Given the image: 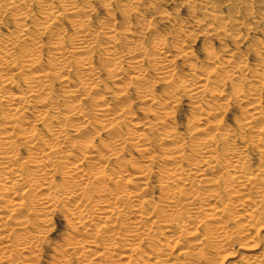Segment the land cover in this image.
I'll use <instances>...</instances> for the list:
<instances>
[{"label": "bare ground", "instance_id": "6f19581e", "mask_svg": "<svg viewBox=\"0 0 264 264\" xmlns=\"http://www.w3.org/2000/svg\"><path fill=\"white\" fill-rule=\"evenodd\" d=\"M158 1L0 0V264H264V42L200 67L197 29L246 36L217 6L161 34Z\"/></svg>", "mask_w": 264, "mask_h": 264}, {"label": "rangeland", "instance_id": "374dc122", "mask_svg": "<svg viewBox=\"0 0 264 264\" xmlns=\"http://www.w3.org/2000/svg\"><path fill=\"white\" fill-rule=\"evenodd\" d=\"M186 0H159L158 2H157V8H159V9H157L156 8V13L155 12H153V11H151L150 13H149V16H151V18H152V20H153V23H154V26L157 28V30L162 34H164L165 33V31L167 32V33H165L164 35H166V34H168V36H171V31H172V27H171V24L170 23H166L165 21H163L161 18H162V14H164L163 12L165 11V13H169L170 12V14H173L174 16H172V17H174L175 19L176 18H179V19H176V20H178V21H180L181 19L182 20H184V21H182V22H186V21H189V22H186V24L188 23L189 24V26H191V23H192V20H194L193 18H196V17H201V16H203V12L206 10L207 12H210L211 10H215V6H217L216 7V12L218 13V14H220L221 15V13H223L222 15L224 16V15H226V16H224V18H225V20H227L228 22H232L231 23V26H229V27H231V28H234V29H232L231 31H232V33H233V35H234V32L235 33H240L241 35H243L244 37L246 36V38H245V40L243 41V42H241V43H237L238 41H235L232 37H220L219 36V34H217V35H215L216 33H210V34H205L204 35V33L202 34L201 32V30H199V29H197L196 31H197V38H196V40H194V41H192V42H189L188 44H190V46L192 47V50H193V52H194V60L193 61H195L198 65H200V67H203V66H207L208 64L206 63V59H204V57L206 58L207 57V54H206V47L208 46V47H210L211 49L213 48L214 49V51L215 52H217L218 53V51H219V54H221V52L222 51H224V52H222V54L224 53V57L227 55V53H229L231 50H235V51H238L239 52V54H238V56L240 57V58H242V59H245V60H247L248 62H249V64L251 65V66H254L255 64H256V62L257 61H255V60H257V58H256V55H255V53H253V52H250L249 50L251 49L250 47H252V45H254L255 44V46H253V48L255 47L256 48V45H260L259 43H261V42H264V0H262V2L261 1H257V0H238V2H237V0L235 1V0H233V1H235L237 4H235V2H233L232 0H213V2L214 3H216V4H214L213 6H211L210 8H208V9H206V8H201L202 6H201V4H200V0H192L193 2L195 1L196 2V6L198 7V9H196V11H194V9H190V7H189V5H188V3H187V1L185 2ZM200 1V2H199ZM216 1V2H215ZM226 1H229V3L228 2H226ZM232 1V2H231ZM243 2L244 4L242 5L241 4V2ZM244 1H246V4H248V3H250L251 4V7H249L250 6V4L249 5H247L246 6V4H245V2ZM247 1H249V2H247ZM254 2V3H253ZM261 2V3H260ZM187 3V4H186ZM220 3V4H219ZM224 3V4H223ZM228 3V4H227ZM231 3H234V5L233 4H231ZM252 3H253V5H252ZM222 4V5H221ZM230 4H231V6H230ZM96 16H95V19H99V18H103V17H106V10H105V8H103V7H101L97 2H96ZM228 5H229V7H228ZM235 5H236V7H235ZM245 5V6H244ZM260 7H259V6ZM227 6V7H226ZM238 6H240V7H238ZM242 6H244L243 8H242ZM222 7V8H221ZM233 7V8H232ZM235 7V8H234ZM246 7H249V10H248V14H249V17L247 16V8ZM254 7V8H253ZM218 8H220V9H218ZM244 8H245V10H244ZM161 9V10H160ZM164 9V10H163ZM204 9V10H203ZM228 9H229V11H228ZM231 9V10H230ZM235 9V10H234ZM239 11V9H240V11L238 12L237 10ZM243 9V10H242ZM256 10V12L254 11V10ZM262 9V10H261ZM159 10L161 11V12H159ZM208 10H210V11H208ZM232 10L233 11H236V12H233V15H230V13H232ZM252 10V11H251ZM261 10V11H260ZM203 13H201V12ZM205 11V12H206ZM221 11V12H220ZM227 11V12H226ZM242 11H244V12H246V14H244V12H242ZM250 11V12H249ZM254 11V12H253ZM260 11V16H258L259 14H258V12ZM262 11H263V13H262ZM237 12H238V15H237ZM253 12V13H252ZM225 13V14H224ZM228 15H227V14ZM240 13V14H239ZM257 14V16H256V14ZM195 15V17H193L194 15ZM201 14V15H200ZM245 15V16H243L244 17V19H243V17H242V15ZM160 15V16H159ZM200 15V16H199ZM235 15V17H233ZM251 15V16H250ZM252 15L254 16V18H251L252 17ZM177 16V17H176ZM179 16V17H178ZM222 16V17H223ZM229 16H231V17H229ZM240 17V18H238V17ZM256 16V17H255ZM161 17V18H160ZM192 17V18H191ZM231 18V19H230ZM232 18H234L233 20H234V22H233V20H232ZM189 19H192V20H189ZM240 19V20H239ZM242 19V20H241ZM257 19V20H256ZM237 20V21H236ZM243 21V22H242ZM242 24H241V23ZM255 22V23H254ZM235 23H236V25L239 27L240 25V27L238 28L236 25H235ZM237 23H239V24H237ZM245 23V24H244ZM193 24V23H192ZM253 24V25H252ZM167 25H169L168 27H167ZM217 25V26H216ZM243 25H247V26H243ZM248 25H249V27H248ZM215 26L216 27H213V28H217L218 26H219V24H217V23H215ZM237 27V30L235 29L236 27ZM162 27V28H161ZM241 27H243V28H241ZM159 28V29H158ZM161 28V29H160ZM231 28H229V29H231ZM249 28H251V29H248ZM168 30V31H167ZM169 30H170V32H169ZM236 30V31H235ZM234 31V32H233ZM244 31V32H243ZM199 32H200V34H199ZM243 32V33H242ZM247 35H246V34ZM245 34V35H244ZM224 38V39H223ZM258 40V41H257ZM248 41V42H247ZM254 42V43H253ZM205 43V44H204ZM208 43V44H207ZM245 43V44H244ZM211 46H210V45ZM237 44V45H236ZM251 44V45H250ZM238 45H240V46H238ZM236 46H238V47H236ZM247 46V47H246ZM241 48V50H240V48ZM246 47V48H245ZM238 50H237V49ZM247 48H249V49H247ZM252 48V49H253ZM205 50V51H204ZM249 52H248V51ZM242 52H244V53H242ZM247 54H246V53ZM222 54H221V56H222ZM246 55V56H245ZM242 56V57H241ZM245 58H244V57ZM253 57V58H252ZM254 61V62H253ZM180 65H182V66H180ZM178 70H179V72L181 73V74H186L187 73V71H189V69H188V67H187V65H185V64H183V61L182 60H180V62H179V64H178ZM182 71V72H181ZM184 72V73H183ZM108 80V79H107ZM164 88V86L161 84V83H158V85H157V87H156V91L157 92H161L162 91V89ZM132 98L134 99V107H133V109H134V111H135V115L137 116V119H143V118H145L146 117V115L142 112V111H140V108H139V106H142V104L141 103H139L138 102V100H137V97H136V95L134 94V93H132ZM107 97V96H106ZM108 101H111V99H109V97H107L106 98ZM192 104L191 103H189V102H187V101H184L183 103H182V105L179 107V110H178V114H177V122L179 123L178 124V126H180L181 128H182V130H184V128L186 129V126H187V119H188V117H190V114H191V111H193V109H192V106H191ZM235 110H232L230 113L232 114H229V116H228V118H227V120H226V123H227V125L228 126H235V116L238 114L239 115V109L237 108V107H235L234 108ZM231 115V116H230ZM233 115H234V118H233ZM188 116V117H187ZM230 119V120H229ZM233 119V120H232ZM232 120V121H231ZM234 122V123H233ZM104 138H105V136L104 135H101L99 138H98V144H99V142H100V140H104ZM160 146V144H159V141L158 142H156V144H155V149L158 151L159 150V147ZM56 221V225H57V227H56V229H55V231L52 233V235H50L51 237V239H52V242L53 243H55V244H58V243H62L63 242V239H64V236L66 235V232H67V229H66V223L64 222V220H63V218L61 217V216H58L57 217V219L55 220ZM66 230V231H65ZM64 234V235H63ZM235 250V252L237 253V254H235V255H238V253H240L241 252V249H240V245H238V244H235V248H234ZM238 251V252H237ZM51 254H53L52 252H51V250L49 249V248H47L46 250H45V256H44V259L45 260H43V262L41 263V264H49V261H50V255ZM233 259V260H232ZM232 259H230L229 261H228V264H242L241 263V261L240 260H237V258H232ZM235 259V260H234ZM230 262V263H229Z\"/></svg>", "mask_w": 264, "mask_h": 264}]
</instances>
